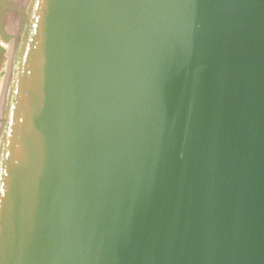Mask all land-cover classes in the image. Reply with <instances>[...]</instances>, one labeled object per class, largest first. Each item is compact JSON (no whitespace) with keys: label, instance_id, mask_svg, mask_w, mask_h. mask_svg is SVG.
Wrapping results in <instances>:
<instances>
[{"label":"water","instance_id":"1","mask_svg":"<svg viewBox=\"0 0 264 264\" xmlns=\"http://www.w3.org/2000/svg\"><path fill=\"white\" fill-rule=\"evenodd\" d=\"M0 264H264V0H0Z\"/></svg>","mask_w":264,"mask_h":264}]
</instances>
